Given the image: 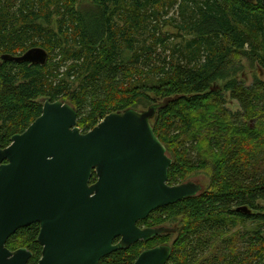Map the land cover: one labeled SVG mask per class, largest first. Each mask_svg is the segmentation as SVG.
<instances>
[{
    "label": "trees",
    "instance_id": "16d2710c",
    "mask_svg": "<svg viewBox=\"0 0 264 264\" xmlns=\"http://www.w3.org/2000/svg\"><path fill=\"white\" fill-rule=\"evenodd\" d=\"M90 1L83 12L80 0H0V148L42 115L45 98L74 106L83 134L111 113L165 103L152 124L173 160L169 185L209 170L211 188L157 209L138 226L175 223L167 264H264L263 1ZM171 11L177 17L166 18ZM166 23L193 38L170 48L161 32ZM33 49L47 55L45 63L3 59ZM243 60L258 70L250 86L236 77ZM227 96L239 111L227 108ZM246 226L241 253L238 232L231 233ZM38 233L39 225L17 233L34 253L32 263L41 257ZM169 235L100 264H133L141 246L168 244ZM220 239L224 250L212 252Z\"/></svg>",
    "mask_w": 264,
    "mask_h": 264
},
{
    "label": "water",
    "instance_id": "95a60500",
    "mask_svg": "<svg viewBox=\"0 0 264 264\" xmlns=\"http://www.w3.org/2000/svg\"><path fill=\"white\" fill-rule=\"evenodd\" d=\"M3 59L38 64L47 55L33 49ZM164 104L111 113L83 134L74 106L45 98L42 115L0 148V264H26L29 253H11L5 244L32 224L40 225L39 264H99L139 241L175 233L138 226L157 209L203 191L193 181L168 183L173 160L152 124ZM171 254L170 246L157 247L135 264H167Z\"/></svg>",
    "mask_w": 264,
    "mask_h": 264
},
{
    "label": "rangeland",
    "instance_id": "374dc122",
    "mask_svg": "<svg viewBox=\"0 0 264 264\" xmlns=\"http://www.w3.org/2000/svg\"><path fill=\"white\" fill-rule=\"evenodd\" d=\"M80 7L82 8L83 12L89 11L92 7L91 1L90 0H80ZM177 17V13L176 11H171L169 16L166 18H175ZM161 32L163 34V36H168L170 37L169 40V45L170 48H174L176 46H185L186 42L190 41L193 36L189 33H180L178 29H176L175 27H173L171 24L166 23L162 25V29ZM171 50V49H170ZM170 54V53H167ZM242 66L243 69L237 73L236 77L240 78V80L244 81L245 85L250 86L253 84L255 76L257 75V67L253 66L252 64H250L249 62L243 60L242 61ZM224 85V82L220 81L214 84V88L215 89H221ZM75 86H77V83H75ZM227 99H229V97L227 96ZM148 107V103H141L138 104V106L135 108L136 110H146ZM227 108L230 109L233 112H237L239 111V105L238 103L231 101L230 99L227 101ZM253 126V123H252ZM209 170H204L201 171L195 175L190 176L188 179H186L183 183H187L190 181L199 183L202 188L203 191L199 194V196L201 194H203L205 191H207L208 189L211 188V178L209 176ZM261 205L264 206V203L261 202ZM166 227L172 228L174 229L175 227V223L174 222H169L165 224ZM251 227H239L238 229H236L235 231H233L231 234L233 235L234 233H237V247H238V251H240L241 253H243L246 249V241H247V232L249 231ZM230 234V235H231ZM229 235V236H230ZM178 238V234H172L168 236V244L173 246L175 241ZM223 239L218 240V243H216L213 247H212V252L218 248L221 250H224V243L222 242ZM167 244V243H166Z\"/></svg>",
    "mask_w": 264,
    "mask_h": 264
},
{
    "label": "flooded vegetation",
    "instance_id": "af4514ba",
    "mask_svg": "<svg viewBox=\"0 0 264 264\" xmlns=\"http://www.w3.org/2000/svg\"><path fill=\"white\" fill-rule=\"evenodd\" d=\"M33 225H39V224H32V225H30V226H28V227H31V226H33ZM28 227H25V228H22V229H20V230H18L15 234H13L8 240H7V242H6V244H5V248L7 249V250H9L11 253H16V252H18V251H20V250H25L27 253H29L30 254V256H29V258H28V260L26 261V264H39V262H40V260L42 259V252H43V246L39 243V240H38V238H39V234H40V225H39V233H38V236H37V243H38V245L41 247V257L39 258V260L35 263H32V261H33V258H34V253L30 250V248L28 247V244L26 245V244H24V240H22V237L21 236H17V233L18 232H20L21 230H25L26 228H28ZM140 227V226H139ZM140 228H143V229H146V228H150V227H146V226H142V227H140ZM157 228V227H156ZM169 228V227H168ZM172 229V228H171ZM170 234H175V233H170ZM159 236H162V235H159ZM159 236H156V237H159ZM155 238V237H154ZM154 238H152V239H154ZM152 239H150V240H148V241H139L138 243H136V244H139V243H144L145 245H146V243H148V242H150ZM121 242V239L119 238V239H116L115 241H114V245H117V244H119ZM136 244H134V245H136ZM134 245H132V246H134ZM131 246V247H132ZM161 246H170L171 248H172V246L171 245H169V244H160V243H157V244H155L154 246H151V247H140V249H141V252L139 253V255H138V257H137V259H136V261L138 260V258H139V256L143 253V252H145V251H147V250H151V249H154V248H157V247H161ZM130 247V248H131ZM129 249V248H128ZM123 250H127V249H123ZM119 251V250H118ZM121 251V250H120ZM116 252V251H115ZM114 253V252H113ZM110 256V255H109ZM108 257V256H107ZM106 258V257H105ZM104 259V258H103ZM102 260V259H101ZM101 260H100V262H101ZM135 261V262H136ZM100 262H99V264H100ZM135 262L133 263V264H135Z\"/></svg>",
    "mask_w": 264,
    "mask_h": 264
}]
</instances>
